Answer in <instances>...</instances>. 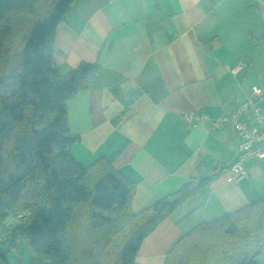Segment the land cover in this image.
Here are the masks:
<instances>
[{"label":"crops","instance_id":"obj_1","mask_svg":"<svg viewBox=\"0 0 264 264\" xmlns=\"http://www.w3.org/2000/svg\"><path fill=\"white\" fill-rule=\"evenodd\" d=\"M53 58L61 74L99 66L91 88L66 105L78 137L71 153L83 167L104 159L132 181L133 214L218 168L143 238L138 264H165L198 225L264 200V159L247 162L248 177L235 182L239 138L210 129L255 89L264 112V0H76Z\"/></svg>","mask_w":264,"mask_h":264},{"label":"trees","instance_id":"obj_2","mask_svg":"<svg viewBox=\"0 0 264 264\" xmlns=\"http://www.w3.org/2000/svg\"><path fill=\"white\" fill-rule=\"evenodd\" d=\"M75 1L0 0V235L15 251L29 241L31 264H138L143 238L205 190L218 168L133 214L132 181L104 159L75 161L66 105L99 71L83 63L61 74L54 61L57 28ZM1 244L0 264H8ZM263 251L260 200L198 225L165 264H257Z\"/></svg>","mask_w":264,"mask_h":264},{"label":"built area","instance_id":"obj_3","mask_svg":"<svg viewBox=\"0 0 264 264\" xmlns=\"http://www.w3.org/2000/svg\"><path fill=\"white\" fill-rule=\"evenodd\" d=\"M262 90L255 89L253 94L245 102L239 105L231 114L223 115L212 119L210 129H230L239 138L238 156L230 166V171L235 182L248 177L245 164L253 160L264 159V112L258 105ZM193 114L187 116L190 121ZM23 215H28L25 213ZM12 219V222L19 220L22 216ZM0 243L7 245V238L0 235Z\"/></svg>","mask_w":264,"mask_h":264},{"label":"rangeland","instance_id":"obj_4","mask_svg":"<svg viewBox=\"0 0 264 264\" xmlns=\"http://www.w3.org/2000/svg\"><path fill=\"white\" fill-rule=\"evenodd\" d=\"M1 249L4 252L5 258L9 264H31L35 252L32 250L29 241L22 240L17 248H10L6 244H1Z\"/></svg>","mask_w":264,"mask_h":264},{"label":"water","instance_id":"obj_5","mask_svg":"<svg viewBox=\"0 0 264 264\" xmlns=\"http://www.w3.org/2000/svg\"><path fill=\"white\" fill-rule=\"evenodd\" d=\"M1 255H2L4 261H6V263H8L7 260H6V258H5V256H4V254H3L2 252H1ZM8 264H9V263H8Z\"/></svg>","mask_w":264,"mask_h":264}]
</instances>
